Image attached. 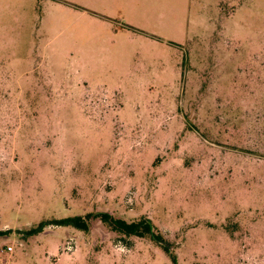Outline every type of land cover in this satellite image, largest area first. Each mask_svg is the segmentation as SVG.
<instances>
[{
  "label": "rangeland",
  "instance_id": "rangeland-1",
  "mask_svg": "<svg viewBox=\"0 0 264 264\" xmlns=\"http://www.w3.org/2000/svg\"><path fill=\"white\" fill-rule=\"evenodd\" d=\"M101 213L264 264V0H0V264H176Z\"/></svg>",
  "mask_w": 264,
  "mask_h": 264
},
{
  "label": "trees",
  "instance_id": "trees-1",
  "mask_svg": "<svg viewBox=\"0 0 264 264\" xmlns=\"http://www.w3.org/2000/svg\"><path fill=\"white\" fill-rule=\"evenodd\" d=\"M96 218H100L104 223L108 224L112 228V230L122 233L127 237L136 236V237L144 238L150 236L151 239L157 242L166 253L172 256L173 261L177 264V258L173 254V251H171V247L168 246L160 236L155 235L149 219L144 218L139 221H134L129 223L124 220L115 219L112 215L108 213L98 214ZM51 224L56 226H74L86 232L89 230L88 222L86 221L85 218L81 216L55 220L52 221ZM45 226L46 223H41L37 228H33L30 231H28L27 234L28 235L38 234L43 231ZM0 234H4V233L1 232Z\"/></svg>",
  "mask_w": 264,
  "mask_h": 264
},
{
  "label": "built area",
  "instance_id": "built-area-1",
  "mask_svg": "<svg viewBox=\"0 0 264 264\" xmlns=\"http://www.w3.org/2000/svg\"><path fill=\"white\" fill-rule=\"evenodd\" d=\"M9 250L11 251V250H12V248H9Z\"/></svg>",
  "mask_w": 264,
  "mask_h": 264
}]
</instances>
